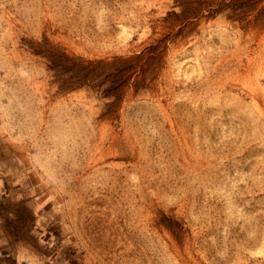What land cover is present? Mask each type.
I'll list each match as a JSON object with an SVG mask.
<instances>
[{
	"label": "rangeland",
	"instance_id": "obj_1",
	"mask_svg": "<svg viewBox=\"0 0 264 264\" xmlns=\"http://www.w3.org/2000/svg\"><path fill=\"white\" fill-rule=\"evenodd\" d=\"M0 264H264V0H0Z\"/></svg>",
	"mask_w": 264,
	"mask_h": 264
}]
</instances>
